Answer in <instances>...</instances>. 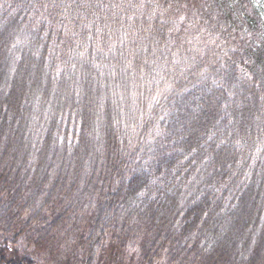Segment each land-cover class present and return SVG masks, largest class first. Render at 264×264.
I'll return each mask as SVG.
<instances>
[{
	"label": "trees",
	"instance_id": "obj_1",
	"mask_svg": "<svg viewBox=\"0 0 264 264\" xmlns=\"http://www.w3.org/2000/svg\"><path fill=\"white\" fill-rule=\"evenodd\" d=\"M24 236L264 264L253 0H0V264Z\"/></svg>",
	"mask_w": 264,
	"mask_h": 264
},
{
	"label": "rangeland",
	"instance_id": "obj_2",
	"mask_svg": "<svg viewBox=\"0 0 264 264\" xmlns=\"http://www.w3.org/2000/svg\"><path fill=\"white\" fill-rule=\"evenodd\" d=\"M254 5L260 12L261 18L264 22V0H253ZM58 246H54L53 248H49L46 250L45 248H38L34 245V241L31 243V239H27L26 236L19 239V247L20 249L27 254H30L34 259H36L39 264H82L84 256L83 255H75L77 251L70 247V244L60 243ZM75 253V254H74ZM98 259L94 264H141L139 263L138 256L134 251L124 249L117 250V248L112 247L111 245H106L102 254H98ZM75 257L74 262L73 259ZM78 259V260H77ZM77 260V261H76ZM175 264L173 262L167 260L164 257H161L157 261L151 264ZM182 258L178 261L177 264H181Z\"/></svg>",
	"mask_w": 264,
	"mask_h": 264
}]
</instances>
